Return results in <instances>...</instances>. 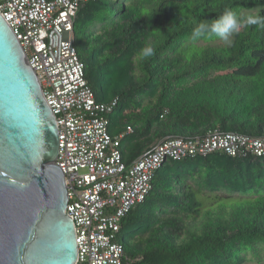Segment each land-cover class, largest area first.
<instances>
[{"label":"trees","instance_id":"1","mask_svg":"<svg viewBox=\"0 0 264 264\" xmlns=\"http://www.w3.org/2000/svg\"><path fill=\"white\" fill-rule=\"evenodd\" d=\"M264 18V0H90L80 7L75 47L99 102L118 98L110 132L128 133L120 150L132 164L160 142L219 130L264 138V28L242 24L229 44L206 33L225 11ZM151 47L145 57L142 49ZM100 96V98H99ZM225 162L243 176L254 163L255 192L219 194L189 186L175 168ZM264 159L212 155L170 162L153 190L122 222L125 264H254L264 251ZM215 169V170H214ZM207 200V207L203 201ZM211 201V202H210ZM143 209L144 214L140 213ZM147 228L141 236L133 230ZM252 254L254 260H248ZM261 264V263H259Z\"/></svg>","mask_w":264,"mask_h":264},{"label":"built area","instance_id":"2","mask_svg":"<svg viewBox=\"0 0 264 264\" xmlns=\"http://www.w3.org/2000/svg\"><path fill=\"white\" fill-rule=\"evenodd\" d=\"M88 1L0 0V14L57 119L56 164L65 175L67 214L75 222L77 264H125L122 222L146 201L165 164L212 155L264 159V138L216 130L202 138L166 139L127 164L120 147L128 133L110 132L119 99L97 101L74 44L79 10Z\"/></svg>","mask_w":264,"mask_h":264},{"label":"water","instance_id":"3","mask_svg":"<svg viewBox=\"0 0 264 264\" xmlns=\"http://www.w3.org/2000/svg\"><path fill=\"white\" fill-rule=\"evenodd\" d=\"M59 150L56 116L0 14V264H77Z\"/></svg>","mask_w":264,"mask_h":264},{"label":"rangeland","instance_id":"4","mask_svg":"<svg viewBox=\"0 0 264 264\" xmlns=\"http://www.w3.org/2000/svg\"><path fill=\"white\" fill-rule=\"evenodd\" d=\"M260 9H255L253 11L247 12L246 15L253 16L256 15ZM231 39V36H229L228 40H222L218 42L220 45H227L229 44ZM100 98V96H99ZM101 99V98H100ZM261 168L264 170V162L261 163ZM215 172L212 174H207L205 171L204 165L201 162H197L191 165L183 166L182 168L178 169L175 168V171L177 174L185 179L187 181V184L189 186H193L197 190H201L204 192V194H209L210 191H214L215 193L219 194H234V195H241L245 196L248 193L255 192L256 184L252 183V179L254 178V171H252V168H254V163L251 164H245L241 167V169L244 171L245 167L246 170H250L247 172H244L243 176L241 175L240 178H237L236 180L227 179L230 174L233 173V170H230L229 165H227L225 162H215ZM203 204L205 207L209 204L207 200L202 199ZM211 202V201H210ZM141 214H144L143 209L140 210ZM148 229H137L131 231L132 236H141L147 232ZM248 260L251 261L254 260V257L252 254H249L247 256ZM254 264H264V251L262 252V256L260 258V262L257 260H254Z\"/></svg>","mask_w":264,"mask_h":264},{"label":"clouds","instance_id":"5","mask_svg":"<svg viewBox=\"0 0 264 264\" xmlns=\"http://www.w3.org/2000/svg\"><path fill=\"white\" fill-rule=\"evenodd\" d=\"M242 24L259 25L261 28H264V18L260 16H248L243 21H241L237 13L228 10L225 11L219 18H217L211 25L201 23L194 30L193 37H202L206 33H210L223 40H228L231 34L239 31ZM142 55L145 57L153 55V49L151 47L143 48Z\"/></svg>","mask_w":264,"mask_h":264}]
</instances>
